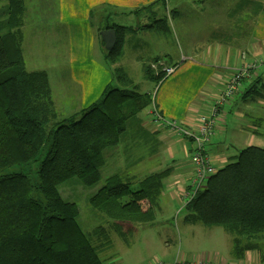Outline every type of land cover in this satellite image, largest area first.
<instances>
[{
	"label": "trees",
	"instance_id": "16d2710c",
	"mask_svg": "<svg viewBox=\"0 0 264 264\" xmlns=\"http://www.w3.org/2000/svg\"><path fill=\"white\" fill-rule=\"evenodd\" d=\"M159 2L166 5L165 0H155L132 13L149 12L155 24L164 27L163 20L150 12ZM0 3H5L0 8V264H104L98 250L108 241L107 231L101 226L92 230L90 236L104 240L94 245L77 224V206L64 201L58 187L74 178L88 188L97 185L105 164L104 151L119 145L130 117L139 116L141 124L140 114L149 109L151 100L148 94H139L116 67L113 77L120 88L108 85L86 108L62 113L47 72L26 69L22 50L24 0ZM152 26L107 25L105 29L116 34L113 49L104 51L108 68L120 60L129 33ZM151 64L143 67L145 76L159 84L165 77L155 76ZM241 99L264 101V75ZM256 124L259 128L254 126L257 130L253 134L264 138V118ZM32 164L37 167L32 179L13 170ZM168 173V169L153 172L139 180L111 175L90 197L89 205L114 221L116 233L123 236V224L154 221ZM134 181L138 185L135 191L131 189ZM124 198L128 201L122 202ZM182 209L186 223L222 228L231 234L234 259L241 260L245 252L260 249L264 239V149L253 145L241 149Z\"/></svg>",
	"mask_w": 264,
	"mask_h": 264
},
{
	"label": "rangeland",
	"instance_id": "374dc122",
	"mask_svg": "<svg viewBox=\"0 0 264 264\" xmlns=\"http://www.w3.org/2000/svg\"><path fill=\"white\" fill-rule=\"evenodd\" d=\"M194 1L167 0L166 5L162 2L154 5L150 12L157 13L156 18L163 20L164 27L162 24H155L156 21L149 12L138 18L140 26L130 23V18L119 19L129 26H134V29L143 27V24H154L149 31L138 30L133 32L132 37L129 36V40L124 46L120 60L113 68H110L112 75H114V68L120 67L132 81L139 94H148L151 100L150 104H152L161 83L158 84L145 76L143 70V67L147 66L145 64L162 60L165 62H163L164 65L179 66L183 64L182 57L189 59L194 58L195 53L206 50L213 51L217 47L219 50H224L226 45H243L248 36L246 33H251L254 23L252 16L258 2H264V0H255V6L250 7L249 0H201L203 10L197 12L200 7L198 4L192 5ZM4 5L5 3H0V8ZM24 8L26 11L25 23L38 34V37L33 41L35 44L33 47H27L26 43L23 46L26 69L28 71L33 68L46 69L54 77L56 71L52 67L56 63L65 62L68 66L66 61L67 45L61 40L53 46L47 45L49 41L46 36L49 32L55 30L61 35V29L55 23L56 2L52 0L50 5L49 0H24ZM31 8L32 12H29ZM108 13H111L110 10ZM95 21L97 22V19ZM101 26L103 27V25ZM31 55L37 60L36 64H31ZM104 62L109 63L108 60H104ZM66 85L69 93H65L70 94L65 102L66 108H72L76 101V90L70 83H66ZM110 85L113 88L121 87L116 82V78L112 79ZM258 102L254 99L247 104L253 110H248L250 111L249 114L242 119L235 120L230 113L224 109L221 110V113L225 115V117L222 115L221 118L224 121L218 126L224 133V143H222L221 149L230 158L221 166L214 162L216 171L233 161L234 156H237L241 149L250 144V142L248 145H243L241 142H231L229 133L234 128V122L240 123L238 127L257 126L256 122L262 118L257 112V109L261 108L257 105ZM60 117L64 118V115ZM138 120L139 116L130 117L126 123V132L119 145L104 151L105 164L100 169L101 180L97 185L88 188L74 178L58 187L61 198L77 206L79 211L77 224L94 245L101 244L104 240L91 235L94 237L92 238L89 235L92 230L101 226L107 231L108 241L98 250L99 257L104 264H145L146 260L156 256L170 262L171 257L176 253L181 252L185 255L184 258L188 259L190 254L215 248L226 254L228 250L232 249V235L222 228H205L201 224L186 223V212L182 209V204L178 202L160 200V210L157 209L152 223L135 225L134 231L126 232L123 236L116 233L114 221L107 219L103 214L95 212L90 207V197L104 184L107 177L119 174L127 178L135 176L139 180L156 169L159 163H162V152L159 151L162 146L153 141L151 136L149 137L150 128L143 131ZM251 141L258 142L259 148L264 149V138L256 139L254 137ZM155 150H157V159L150 160L151 153ZM210 160L212 161V158ZM36 168V165L32 164L13 170L21 171L32 179ZM203 186L204 184L201 187ZM137 187V181H134L131 189L135 191ZM126 201L128 198L122 200V202ZM130 226V224H123L121 231L124 232ZM166 241L169 243V248L160 250ZM196 248H199L200 251L194 252ZM231 261L232 259L229 260V262Z\"/></svg>",
	"mask_w": 264,
	"mask_h": 264
},
{
	"label": "crops",
	"instance_id": "0c3cea01",
	"mask_svg": "<svg viewBox=\"0 0 264 264\" xmlns=\"http://www.w3.org/2000/svg\"><path fill=\"white\" fill-rule=\"evenodd\" d=\"M154 1L155 0H55V23L56 26L60 27L61 35L55 30L49 32L46 36L49 41L47 45L53 46L55 43L57 44L60 42V40L64 42L65 45H67L66 61L68 66H66L65 62L60 64L56 63L52 67V69L56 71L54 77H52L46 69L45 71L48 74L57 108L62 113L72 114L86 108L98 100L106 87L112 83L114 77L110 71V67L108 68L106 62H104V60H106L104 44L96 34V31L106 30L105 28L109 24L134 28V26H129L121 22L122 20H119L120 18H130V23L132 22L134 23L133 25L140 26L138 18L145 16L148 12H141L139 14H133L132 12L142 7L149 6L154 3ZM254 2L255 0H249L250 7L255 6ZM49 3L51 5L52 0H49ZM196 4L200 7L197 12L202 11L203 2L201 0L192 2V5ZM263 5L264 2H258L255 13L252 16L254 18V23L251 33H246L248 36L243 45H226L224 50H219V47H217L216 50L213 51L206 50L195 53L194 58L186 59L183 64L177 66V69L170 77L164 78L153 100L154 108L158 110L165 121H176L180 127L196 133L199 126V117L208 114L209 110L216 105V101L222 91H224L231 76L235 73V70L247 63H258L256 70L252 71L248 77L240 80L237 92L232 98L219 107L211 140L205 147L206 155H210V159L212 158L213 167L215 165L214 162H217V165L221 166L229 161L228 159L230 158L227 153L221 149V145L224 143V133L218 126L224 121L221 118L222 115L225 117L224 113H221V110L224 109L226 112L230 113L235 120L246 118L253 109L252 107H248L247 104L249 102H243L241 98L244 92L249 87L255 86V81L260 77L262 78L264 75V70H262L264 67ZM108 10H110L111 13H108ZM29 12H32V8ZM25 15L26 11H24V25L22 27V50L25 43L27 47H33V45H35L33 41L38 37L37 32L30 29L25 23ZM155 16H157V13ZM96 19L97 22L95 21ZM101 25H103V27ZM147 25H149V23L143 24V27ZM151 29L152 28H144L142 31H149ZM131 34L132 33H129L125 39L124 46L127 44L129 36L132 37L133 34ZM30 60L31 64H36L37 60L32 55ZM159 62L163 63L164 61L161 60ZM113 67L114 66L111 68ZM34 69L35 68H33L32 71H34ZM66 83H70L76 90V101L72 108H66L65 102L70 95L65 93H69ZM257 105L261 107L257 109L259 116L264 118V101H259ZM140 115L141 119H143V121H141V128L143 130L150 128L149 137L151 136L153 141L162 146L159 148V151L162 152V163H159L157 168L150 173L160 172L166 169L169 170L168 175L163 180V191L160 200H163V202L175 201L182 204L183 194L188 190L193 175V166L190 157L194 148V142L190 138L171 133L162 126V123H155L153 117L147 113V109ZM238 126H240V123L234 122V128L229 133L231 142H241L243 145H248L250 142L248 146H260L258 142L251 141L254 137L256 139L262 138L253 134L252 131L257 130L254 129V126H246L247 128ZM155 159H157V150L152 152L150 157V160ZM167 161H169L168 164H165ZM158 210H160V207ZM134 228L135 225H131L122 232H132L135 230ZM259 246L260 249L245 252L241 260L234 259L231 256V250H228L225 254L216 248L190 254V258L185 259L191 260L207 255L213 263L264 264V262H262V256H264V239L260 242ZM164 248H169L168 241L164 242V246H162L160 250ZM198 251H200L199 248L194 249V252ZM179 254L184 258L185 255L183 253L180 252ZM175 256L176 255L171 257L170 262L164 260L160 256L153 258L163 263H171ZM153 258H149L148 261L146 260L145 264L154 260ZM231 259L232 261L229 262Z\"/></svg>",
	"mask_w": 264,
	"mask_h": 264
},
{
	"label": "built area",
	"instance_id": "2783aa9c",
	"mask_svg": "<svg viewBox=\"0 0 264 264\" xmlns=\"http://www.w3.org/2000/svg\"><path fill=\"white\" fill-rule=\"evenodd\" d=\"M182 62H185V57H182ZM258 63H247L246 65L235 70V73L231 76L224 91L220 94L216 105L211 108L208 114L201 115L199 117V126L196 133L187 131L180 127L176 121H165L157 109L154 108L153 103L147 109V113L151 115L155 123H162V126L166 130L174 133L175 135L184 136L192 139L194 142V148L190 157L191 164L193 166V175L190 180V186L183 194L182 208L194 197L196 192L201 189L202 184H206L208 178L216 173L215 168L212 166L210 157L205 153V147L210 142L213 129L216 124V117L219 111V107L226 103L237 92L238 84L241 79L248 77L250 73L257 69ZM177 66H167L162 62H157L150 65V68L155 76L163 74L165 78L170 77L176 70ZM148 264H225V263H213L210 261L209 256L197 257L191 260L183 258L180 254H176L171 263H163L158 259H154Z\"/></svg>",
	"mask_w": 264,
	"mask_h": 264
},
{
	"label": "water",
	"instance_id": "95a60500",
	"mask_svg": "<svg viewBox=\"0 0 264 264\" xmlns=\"http://www.w3.org/2000/svg\"><path fill=\"white\" fill-rule=\"evenodd\" d=\"M100 40L104 44V50L110 52L116 43V34L113 29L103 30L99 32Z\"/></svg>",
	"mask_w": 264,
	"mask_h": 264
}]
</instances>
